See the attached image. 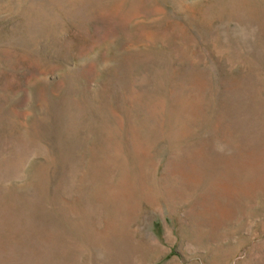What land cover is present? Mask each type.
<instances>
[{
  "label": "rangeland",
  "instance_id": "1",
  "mask_svg": "<svg viewBox=\"0 0 264 264\" xmlns=\"http://www.w3.org/2000/svg\"><path fill=\"white\" fill-rule=\"evenodd\" d=\"M0 264H264V0H0Z\"/></svg>",
  "mask_w": 264,
  "mask_h": 264
},
{
  "label": "bare ground",
  "instance_id": "2",
  "mask_svg": "<svg viewBox=\"0 0 264 264\" xmlns=\"http://www.w3.org/2000/svg\"><path fill=\"white\" fill-rule=\"evenodd\" d=\"M259 171V170H258ZM195 191V190H194Z\"/></svg>",
  "mask_w": 264,
  "mask_h": 264
}]
</instances>
